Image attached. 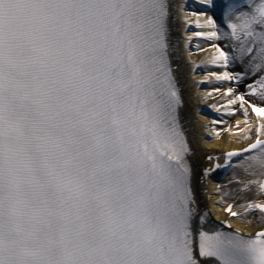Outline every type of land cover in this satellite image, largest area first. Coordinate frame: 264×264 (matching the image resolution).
<instances>
[{
    "label": "snow or ice",
    "instance_id": "obj_1",
    "mask_svg": "<svg viewBox=\"0 0 264 264\" xmlns=\"http://www.w3.org/2000/svg\"><path fill=\"white\" fill-rule=\"evenodd\" d=\"M199 2L206 7L190 16L213 30L194 34L213 42L208 63L219 69L209 76L226 85L228 114L240 111L251 131L249 113L264 118V0L236 22L237 6L226 4L230 33L212 16L201 24L220 6ZM172 8L0 0V264H264V122L254 142L214 165L246 160L253 178L234 184L224 209L249 224L261 217L262 230L245 236L198 197L170 59ZM222 36L235 41L227 51ZM237 198L245 202L234 211Z\"/></svg>",
    "mask_w": 264,
    "mask_h": 264
},
{
    "label": "bare ground",
    "instance_id": "obj_2",
    "mask_svg": "<svg viewBox=\"0 0 264 264\" xmlns=\"http://www.w3.org/2000/svg\"><path fill=\"white\" fill-rule=\"evenodd\" d=\"M225 2L226 0H215V3L220 7L215 12L209 11L207 16H200V23L204 24L208 16H212L213 19L217 20L218 29L221 33H230L229 29L219 20ZM171 4L173 5L174 16L171 22L170 59L176 68L175 74L182 86L184 104L181 109V123L192 149L189 160L194 170V178L197 181L199 200L208 212L211 211L212 218L218 222L220 219H226L223 212L221 190L217 189L216 184H211L208 181V184L205 185V182L201 181L202 167L208 164L205 158L207 155L224 154L227 151L245 147L251 142V140L244 138L245 133L248 132L253 139L256 134L255 126L257 123L250 112L248 124H252L254 127L249 131L248 125L245 124V116L240 111H237L234 116L229 115L228 97L224 95L226 85H222L215 81L214 77L209 76L211 71H219L208 63L211 57L215 55V49L211 46L213 42L207 40L206 37H197L194 33L212 31L213 29L207 26L197 28L196 17L190 16L192 11L199 12L206 5L201 4L199 0H171ZM207 7L211 8V5ZM183 9H186V14L181 12ZM247 11L250 9L244 8L237 11L231 18L232 22H236L235 16L239 15L240 12ZM185 17L188 19L186 20ZM216 43H219L227 51L228 45L235 43V41L222 36L221 40ZM195 65H200L204 70L201 71ZM236 70H239V65H237ZM206 76H209L207 81H205ZM197 81H204V83H197ZM216 87H220L221 91H215ZM213 104L220 107L221 110L217 112L212 108ZM215 119H219L223 123L219 126L213 125L212 121ZM237 122H239V129ZM217 128H219V136L216 135ZM245 166L246 162L240 163L234 174L238 181L246 183L253 177L244 170ZM258 198L253 197L257 200ZM243 202L245 201L237 198L236 208H238L237 204ZM248 219L251 224L239 219L233 220V224L243 234L254 233L262 229L259 215L249 216Z\"/></svg>",
    "mask_w": 264,
    "mask_h": 264
},
{
    "label": "rangeland",
    "instance_id": "obj_3",
    "mask_svg": "<svg viewBox=\"0 0 264 264\" xmlns=\"http://www.w3.org/2000/svg\"><path fill=\"white\" fill-rule=\"evenodd\" d=\"M181 12L183 14H186V9H183ZM205 108H207V106H205ZM201 114H203V112H201ZM236 180H237V178L233 176V177H231V179H229L224 184V188H223V191H222L223 196L225 195L227 197H230V196H233V195H235L237 193V188L234 187V184L237 182Z\"/></svg>",
    "mask_w": 264,
    "mask_h": 264
}]
</instances>
